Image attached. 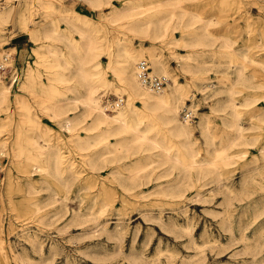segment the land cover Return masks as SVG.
Returning a JSON list of instances; mask_svg holds the SVG:
<instances>
[{
    "label": "rangeland",
    "instance_id": "1",
    "mask_svg": "<svg viewBox=\"0 0 264 264\" xmlns=\"http://www.w3.org/2000/svg\"><path fill=\"white\" fill-rule=\"evenodd\" d=\"M61 1L64 7L73 4L76 11L61 18L44 6V0H12L10 16L0 25V52L9 53L7 64L19 74L13 84L0 78V84L9 86L10 91L0 106V142L5 143L0 154V264L264 262V0L130 3L143 13L164 8L168 12H185V19L199 14L193 28L205 25L208 39L213 42L212 53L198 52V48L190 53L183 46L166 48L154 44L155 55L168 69L167 82L177 84L185 94L184 101L192 104V109L180 106L178 117L192 125V148L198 159L209 158L213 149L225 145L227 137L235 136L221 120L227 110V78L233 77L238 67L246 79L236 82L232 92L244 134L227 149L230 157L226 164L217 163L203 178H198L193 170L189 177H183L178 186L184 190L181 196L172 194L176 193L180 177L178 168L158 155L144 157L138 143H130L128 151L116 156H96L104 145L111 148L113 142L131 134L96 139L98 129L89 128L88 119L80 114V104L61 101H73L81 95L82 88L74 81L73 68L69 80L57 78L63 70L53 65L50 51L61 50L65 55L66 40L45 37V29L53 22L58 33H64L80 52L81 37L75 25L88 24L86 28L101 50L100 67L106 70L104 74L109 80V86L98 90L104 104L105 99L117 97L110 69L117 63L114 57L113 62L109 61L106 50L114 52L117 37L121 40L120 49L138 47L140 43L139 36L126 27L128 17L111 15L112 9L124 0H112L102 9L93 8L86 0ZM174 35L180 36L177 31ZM225 38L233 50L219 53L218 50L223 51L219 44ZM152 44L148 38L142 41L145 52L141 59L149 65L151 56L147 49ZM243 52L250 58L240 63ZM188 54L192 56L187 58ZM185 61L200 68L196 72L185 71ZM120 95L126 104L127 96ZM47 97L53 101L60 99L64 111L53 116L45 110V105L52 101ZM216 101L219 106L211 110ZM130 102L140 106L137 98ZM184 109L191 110L193 118L183 119ZM76 116L80 118L72 120L73 127L68 130L65 118ZM200 119L202 125L198 123ZM156 129L171 137L165 125L159 124ZM207 135L212 138L211 145L205 141ZM79 136L87 143L77 144L75 138ZM15 137L21 138L19 158L14 156ZM171 138L176 142V138ZM49 145L62 156L64 178L37 170L31 159L38 146ZM135 165H144V169L131 180L129 172ZM214 173H220L237 197L232 200L231 233L226 222L221 223L227 190L211 177ZM53 209L55 214H51ZM241 227L247 235L245 241L239 239ZM244 243L251 248L246 249Z\"/></svg>",
    "mask_w": 264,
    "mask_h": 264
},
{
    "label": "bare ground",
    "instance_id": "2",
    "mask_svg": "<svg viewBox=\"0 0 264 264\" xmlns=\"http://www.w3.org/2000/svg\"><path fill=\"white\" fill-rule=\"evenodd\" d=\"M86 1L93 8L102 9L103 6L111 4L112 0ZM132 1L133 0H124L120 6L114 7L112 9L113 12L111 13V15L116 17H128L126 27L132 33H135L139 36L140 43L138 47H133L131 49H120L121 40L117 37L118 39H115L116 48L114 49V52L106 50L109 61H112V57H114V62L117 63L116 66H112L110 67V69L117 85L115 90V94L117 95L116 98L120 99L117 105L112 107L110 110L106 109V105L102 104V101L100 99L101 96L99 95L98 90L100 87L109 86V80L106 79V75L104 74L106 70H102L100 67L99 55L101 54V50L93 37L90 35L91 31L86 28L88 24L83 23L82 26L75 25V28L79 31L81 37L80 52L77 50L72 41L67 36H65L64 33H58L56 25L53 22L50 23L49 27L45 29L44 35L45 37H62L66 40L65 55L61 53V50L53 49L50 51L52 55L53 65L60 67L63 70V72L58 74L57 78L59 80H69L68 76L71 73V68H73L75 70V73L73 74L74 81H76V83L82 88V93L79 97H75L73 101L65 102L64 100H61L63 101V104H80V114L82 115L83 119H88L89 128L98 129V132L95 135L96 139H105L108 136H116L125 132L131 134V137L123 136L119 138L120 140H116L115 142H113V147L111 148L104 145L102 150L99 151L96 156L100 157L105 153L116 156V154L119 152L128 151L130 147H128V145L130 143H138L140 145L141 151H143L144 153V157L149 158L152 155H158L162 157L166 162H168L171 167L178 168V175L180 177L176 182V193L172 194L181 196L184 190H180L178 186L181 182L180 180L183 177H189V172L193 170L196 172L198 178H203L209 173L208 170H212V168H214L217 163L226 164L229 161L230 157V153L227 149L232 147L235 144L236 140L241 138L244 134V132L242 131V126L238 123L239 111L236 108V103L234 102L232 92L234 84L236 82L241 80L243 82L246 79L243 77L241 68L238 67L234 69L235 75L233 77L227 78V97L224 101V105L227 110L224 115L221 116V120L225 127H228L235 132V136L227 137L225 139V145L220 148L213 149L214 151L209 158L198 159L196 157L197 151L192 148V125L190 124V122H188L189 120H180L178 117V110L180 106L192 109V104L187 105V103L184 101L185 94L182 93L177 84H171L167 82L168 78L165 75L169 74L168 69L166 68L163 60L159 56L155 55L154 44L158 43L160 46L166 48L183 46L188 48V52L190 53L192 52V50H195L197 48L200 49V51L198 52L210 51L212 53L215 51L212 50V47H214L213 42L208 39L209 34L206 30L205 25H201L198 28H193L194 19L197 20L199 14L193 15V19H185V12L177 10L168 12L164 8L149 10L143 13L144 11L135 9L136 5H130ZM3 3H5V6H3ZM3 3V5L0 6V25H2L9 18L11 9L13 7L12 0H4ZM44 6L50 9L52 12L56 13L58 17L61 18H65L67 14L76 11L73 4H71L69 7H64V4L61 0H44ZM175 31L179 32V37H176L174 35ZM147 38L153 42L151 47L147 49L151 56V64L149 65L148 62V65L152 70H149V74L157 75L158 73H160L166 78L165 84L158 89L143 83L138 75V62L143 57V54L145 52V47L144 45H142V41ZM219 46L223 48V51H217L219 53L226 54L228 53V50H233L232 45L227 42L226 38L222 40ZM4 53H6V56L9 57V53L5 51L0 52V60L1 62H3V64L7 63V61L4 62V59L2 58ZM172 53H174V51H172ZM240 55L242 59L239 61L240 63H242L244 59L250 58L249 54H247L246 52L240 53ZM191 56V54L186 55L187 58ZM251 60L253 61V59ZM193 66H197L196 69H192ZM198 68H200V65H192L188 61H185L183 65V70L185 71L196 72L198 71ZM14 73L16 74V76L9 82V84H13L17 81L19 74L15 69ZM0 78L3 79L1 75ZM191 79L195 78L191 77ZM197 79H201V77H198ZM117 88H120L121 90ZM9 92V86L1 83L0 106H3L2 104L5 103L4 101L7 98ZM122 93H125V95L127 96L126 104H123V97H120V94ZM132 98H137L140 102V106H135L132 102H130ZM48 99L51 98L49 97ZM59 102L60 99H58L57 101L52 100L50 104L45 105L44 108L45 110L50 111L53 116H56L60 114V112H63L65 108V106H61ZM219 104L220 102L216 101L210 106L211 110H216ZM112 110H114V113L106 112ZM140 110L144 113H139ZM79 118L80 117L78 116L74 118L66 117L64 122L65 127L70 130L73 127L72 120H76ZM157 118L159 119L158 121ZM182 118L190 119L184 118L183 116ZM198 123L202 125L203 119H200ZM159 124L165 125L166 130L171 135V137L177 139L176 142H174L171 137H165L162 132L156 129ZM202 132H205V128L202 129ZM26 139L27 141H29L27 137ZM14 140V143L17 145V150L14 156L16 158H19L21 154V147L19 146L21 138L15 137ZM205 141L208 145H211V136L207 135ZM75 142L77 144L81 143V145H83L84 143H87V140L79 136L75 138ZM4 144L5 143L1 140L0 154L2 153L1 147L4 146ZM82 148H84V146H82ZM28 150L30 149L28 148ZM35 151L37 153L33 154L31 159L35 163V167L37 168V170H44L52 176L59 177L60 179L64 178V170L61 167L62 156L60 155L58 149H54L52 145H49L46 147L38 146ZM206 152L209 153L210 150H206ZM93 157L94 156L89 158L91 162L93 160ZM102 161L105 160L103 159ZM142 169H144V165H135L132 171L129 172V178L131 180H135L138 176V173ZM220 176V173H214L211 177H213L216 181L223 185L227 190L223 208L225 217L223 220H221V223L226 222L227 230L229 231V233H231L233 231L231 222L232 200L234 199V197H237L233 195V190L230 188L228 182H226L225 180L222 181V178H220ZM121 184L123 185V182ZM164 193L166 194L167 192L164 191ZM36 209L38 210V208ZM55 213L56 209H53L51 211V214ZM185 229L189 231V227H186ZM246 236L244 233V227H241V229L239 230L240 241H245ZM244 245L246 249L251 248V246H248L245 243ZM253 254L254 253L252 251V255Z\"/></svg>",
    "mask_w": 264,
    "mask_h": 264
},
{
    "label": "built area",
    "instance_id": "3",
    "mask_svg": "<svg viewBox=\"0 0 264 264\" xmlns=\"http://www.w3.org/2000/svg\"><path fill=\"white\" fill-rule=\"evenodd\" d=\"M2 5V0H0V6ZM2 58L4 59V62L7 61L8 57L6 56V53L3 54ZM149 65H148V61L146 59H141L138 62V75L140 80L153 87V88H161L166 81V78L161 75V76H157V75H151L149 74ZM0 75L3 77V79L7 82H10L11 80H13L16 76V74L14 73V69L7 63L3 64V62H1L0 60ZM120 101V99L118 98H107L104 100V105H106V109L110 110L112 107L116 106L117 103ZM182 116L184 118H193V114L190 110L184 109L182 110ZM2 174V169H1V162H0V177Z\"/></svg>",
    "mask_w": 264,
    "mask_h": 264
}]
</instances>
